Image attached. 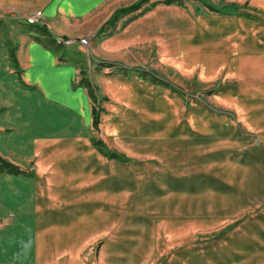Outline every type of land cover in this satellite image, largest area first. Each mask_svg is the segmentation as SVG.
I'll list each match as a JSON object with an SVG mask.
<instances>
[{"label": "crops", "instance_id": "obj_1", "mask_svg": "<svg viewBox=\"0 0 264 264\" xmlns=\"http://www.w3.org/2000/svg\"><path fill=\"white\" fill-rule=\"evenodd\" d=\"M118 1L0 0V156L33 174H0V220L6 223L4 229L21 232L14 234L10 245L28 237L32 264H264V233L254 249L262 257H246L245 237L238 233L237 246L225 240L222 257H184L182 244L171 251L168 242L181 239L182 233L173 232L179 229L177 223L151 222V199L159 196L151 190L144 194L131 190L135 164L107 158L91 143L98 134L110 151L128 158L142 154L141 149L151 155L150 144L141 148L135 141L151 136L140 135L143 132L136 128L137 118L150 117L151 94L175 100L182 111L181 97L169 88L152 89L148 80L101 69V62L140 68L122 63L115 45L124 36L137 37V25L143 24L144 31L154 27L155 20L162 23L168 18L134 15L119 32L92 48L89 64L101 71L89 75V82L106 99L98 132L94 131L92 102L79 85L88 61L73 50L83 48L58 47L54 38L89 37L90 43L93 33L120 9ZM225 1L224 9L232 11L207 9L193 15L184 1L153 8L173 10L182 21L184 15L198 18L189 23L200 39L191 40L192 45L209 44V69L202 76L220 81L212 89L224 108V185L236 198L227 213H242L244 198L250 196L264 214V0ZM10 8L15 12L7 13ZM38 10L42 21L28 25L26 17ZM165 231L169 238L163 237Z\"/></svg>", "mask_w": 264, "mask_h": 264}, {"label": "rangeland", "instance_id": "obj_2", "mask_svg": "<svg viewBox=\"0 0 264 264\" xmlns=\"http://www.w3.org/2000/svg\"><path fill=\"white\" fill-rule=\"evenodd\" d=\"M137 1L139 0H135ZM158 1L161 0L149 1L136 14L126 15L119 19L114 27L102 33L91 31L95 35L90 43L82 47L83 49L73 50L79 51L83 61L86 62L93 55V47L99 45L106 37L119 32L122 26L137 13L142 12L138 19L153 13L155 16L168 15L169 19L162 18L166 22L161 23L155 20L153 23L155 26L145 27L144 31L143 24L137 25L134 31V36L137 37L124 36L122 37L124 40H120L115 45L119 50L118 59L122 63L140 65V68L154 73L158 78L185 93V96L177 93L182 100L181 111L174 105L175 100L165 99L158 92H153L148 107L150 117L137 118L136 128L143 132L139 134L151 136H148L150 137L148 139L137 136L135 141L141 144V148L143 144H150L151 155L149 153L144 155L145 151L142 149H138L142 154L133 158L118 152L128 159L124 162L135 164L136 179L130 183V187L135 186V188L131 190H141L142 194L151 190V193L159 196L151 199V222L165 221L171 223V226L173 223L180 225L178 228L181 230L173 232L182 233V236L177 234V237L181 236L182 240L175 239L173 243L168 242L171 251L182 244L180 248H183L184 257H222L227 247L225 240L237 246L239 238L234 235L238 233L245 237L242 249L246 257H262L261 253L257 255L254 251L258 243L257 237L264 233V228L261 227V223H264V214L261 213L263 208L257 207L260 204L256 203V198L250 196L249 199L244 198L246 208L242 213H227L230 207L235 205L236 198L233 195L234 192L224 185V150L221 145L224 138V108L222 102L214 98L216 90L212 89L220 81L208 80L207 77L202 76L203 71L209 69L206 66L209 61L206 55L209 44L197 47L191 43V40L196 37L200 40L197 35H193L190 28L192 23H189L197 22L198 18L189 20L184 15V19L188 21L185 22L180 20L173 10L165 11V8L147 10L153 2ZM182 1L193 15L207 13L208 8L202 5V1L208 2L214 9L233 10L231 7L224 9L227 5L225 0H179L177 2ZM116 4H119L121 9L133 3L120 0ZM14 12L13 8L7 11L10 14ZM37 12L42 13L40 10L34 13ZM155 12L159 13L156 15ZM104 69L111 72L107 74H119L116 69ZM100 71L88 61V64L81 69L80 81L81 79L90 81L89 75ZM156 87L164 86L152 84V89ZM95 94L101 101L100 106L103 107L106 102L103 100L102 92H97L95 88ZM149 132L155 135L147 134ZM94 136L98 139L99 135L94 134ZM166 159H168L167 164L164 163ZM155 170L157 172H154ZM150 172H153L151 177ZM252 193L255 194V191ZM10 224L9 222L8 226ZM5 226L6 223L0 220V233L7 235V239L0 236V264H32L30 239L25 237L22 240H16L14 242L16 246L10 245L14 241L12 240L14 234L17 232V235H20L21 232L11 228L6 230ZM230 231L233 232L231 238L228 236ZM172 236L175 237V234ZM163 237L169 238L166 231Z\"/></svg>", "mask_w": 264, "mask_h": 264}, {"label": "trees", "instance_id": "obj_3", "mask_svg": "<svg viewBox=\"0 0 264 264\" xmlns=\"http://www.w3.org/2000/svg\"><path fill=\"white\" fill-rule=\"evenodd\" d=\"M149 1H151V0H139V1L131 4L128 7L118 9L117 11H115L113 13V15L109 18V20L98 30V34L106 31L108 28L114 27L116 22L119 21V19H121L122 17H124L128 14H131V13H136L141 7L146 5ZM177 1H179V0H161L158 2H153L147 10L153 8L154 6H156L158 4H163L165 6H169L172 4L181 3V2H177ZM204 5H206V7L208 8L209 11L219 12V11L215 10L213 7L209 6L208 4H204ZM147 10H145V11H147ZM139 14H142V12L137 13L136 16H139ZM10 59H11V64H12L13 68L16 69L17 77H18V79H20L17 63H16L14 57H12V55H10ZM100 67H101V69L102 68H116L118 73H122L125 76L126 75H134V76H136L142 80L150 81L153 85H161V86L167 87V88L171 89V91H173L174 93L179 92L182 96H185V93L183 91H181L178 88L170 85L165 80L158 78L157 75H155L152 72L146 71L145 69L128 68V67H124L122 65H118L116 63H106V62H101ZM79 85H81L82 87L87 89V92L89 94V98L92 101V109H91L92 110L91 111L92 127H93L94 131L98 132L100 117H101V114L104 113V110L100 106L101 101H99L97 99L96 94H95V88L91 85V83L87 79H81ZM103 100L105 101L106 99H103ZM91 143L103 156H105L107 158H112V159L114 158V159H118L120 161H128V159L124 155L119 154L116 151H110L109 149H107L105 144L99 139H96L93 137V138H91ZM0 174H10V175H14V176H27V177L33 176L32 172L20 169L19 167L15 166L12 163L8 162L7 160L3 159L1 156H0Z\"/></svg>", "mask_w": 264, "mask_h": 264}, {"label": "built area", "instance_id": "obj_4", "mask_svg": "<svg viewBox=\"0 0 264 264\" xmlns=\"http://www.w3.org/2000/svg\"><path fill=\"white\" fill-rule=\"evenodd\" d=\"M43 19V15L41 12H37L32 14L31 16L26 17V23L28 25H36L40 23ZM89 42V37H83V38H65L63 36L57 35L54 38V44L58 47H70L73 45H78L81 47H86Z\"/></svg>", "mask_w": 264, "mask_h": 264}]
</instances>
